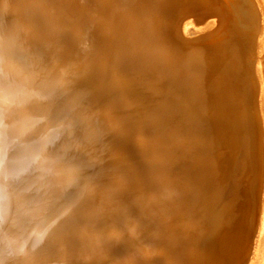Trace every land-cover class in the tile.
Wrapping results in <instances>:
<instances>
[{"label": "bare ground", "instance_id": "bare-ground-1", "mask_svg": "<svg viewBox=\"0 0 264 264\" xmlns=\"http://www.w3.org/2000/svg\"><path fill=\"white\" fill-rule=\"evenodd\" d=\"M187 2L0 0V264H246L256 252L251 4ZM197 12L231 20L186 47L176 18Z\"/></svg>", "mask_w": 264, "mask_h": 264}, {"label": "rangeland", "instance_id": "rangeland-1", "mask_svg": "<svg viewBox=\"0 0 264 264\" xmlns=\"http://www.w3.org/2000/svg\"><path fill=\"white\" fill-rule=\"evenodd\" d=\"M248 1L250 2L251 5L248 4L249 8L247 7L248 11H246V14L249 17L246 16L245 23H247L248 20H250L251 25L253 24L252 26L255 28L254 30L255 35L251 42V54H254L256 60V63L252 67L253 78L257 89L255 102L259 112L262 115L263 126H264V0H248ZM203 2H204V7L208 6L207 8L211 9L215 3V0H188L187 3L189 7L192 9L195 8L197 4ZM249 11L252 12V14L249 13ZM222 18L223 16L217 14L216 12H211V13L208 12L207 14L205 13L203 14V12H197L194 13L193 15H188L187 17L186 16L181 17L178 15V17L176 18L178 22H177V26L175 27V33L177 34V38L180 39V42H183L186 47H190V44L203 45L209 42L212 39L213 35H216V33L219 34L220 28L223 25L222 24L223 20L227 22L231 20V19L229 20V18L226 19H222ZM199 19L201 20L205 19V20L201 22V20ZM220 20L222 21L220 22ZM250 22L248 23L250 24ZM215 26L216 28L214 29ZM202 133L205 132L202 130ZM191 159L192 161L195 160L194 157L190 158V160ZM199 159L200 158L198 157V159H196L195 162L198 161ZM261 193H262V203H263L262 217H261L262 219L253 237V242H254L253 246L255 245L257 246L256 252H254V250L250 252L246 264H264V173H263V186Z\"/></svg>", "mask_w": 264, "mask_h": 264}, {"label": "water", "instance_id": "water-1", "mask_svg": "<svg viewBox=\"0 0 264 264\" xmlns=\"http://www.w3.org/2000/svg\"><path fill=\"white\" fill-rule=\"evenodd\" d=\"M216 28V26L214 27V29ZM201 35H203V34H201ZM200 36V35H199Z\"/></svg>", "mask_w": 264, "mask_h": 264}]
</instances>
